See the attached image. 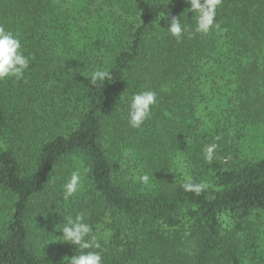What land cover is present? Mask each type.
I'll use <instances>...</instances> for the list:
<instances>
[{
    "label": "trees",
    "instance_id": "1",
    "mask_svg": "<svg viewBox=\"0 0 264 264\" xmlns=\"http://www.w3.org/2000/svg\"><path fill=\"white\" fill-rule=\"evenodd\" d=\"M108 2L0 0V25L31 58L23 79L0 80V264H70L89 251L62 238L78 213L103 264H264V153L243 156L264 117L252 95L264 63L242 60L248 49L264 59V0H222L218 29L180 41L167 21L194 23L186 0ZM95 70L110 78L93 85ZM144 90L157 103L132 128L128 105ZM178 154L207 182L200 195L181 187Z\"/></svg>",
    "mask_w": 264,
    "mask_h": 264
},
{
    "label": "clouds",
    "instance_id": "2",
    "mask_svg": "<svg viewBox=\"0 0 264 264\" xmlns=\"http://www.w3.org/2000/svg\"><path fill=\"white\" fill-rule=\"evenodd\" d=\"M190 6V12L194 13L193 24L182 22L181 16L172 15L167 21V31L178 41L188 36L193 38L197 33L208 34L213 28H219L216 22L217 8L222 0H186ZM22 45L17 34L6 30L0 25V80L24 78L25 71L29 68L31 58L21 51ZM110 78L107 70H95L91 73L90 80L93 85L98 81L103 82ZM157 103V93L153 90H144L131 96L128 105V123L132 128H140L151 117V109ZM218 145L213 143L203 149L204 159L211 163ZM141 183L147 184L149 175L139 177ZM81 187V174L79 170L71 173L70 179L63 185V199L65 201L73 197ZM181 187L187 192L200 195L208 187L207 182L195 183L186 177ZM62 238L65 242L77 245L81 250L70 259V264H103L102 246L97 235H93V228L84 221L83 213H78L74 219H68L63 223ZM96 249V250H90ZM100 250V251H97Z\"/></svg>",
    "mask_w": 264,
    "mask_h": 264
},
{
    "label": "rangeland",
    "instance_id": "3",
    "mask_svg": "<svg viewBox=\"0 0 264 264\" xmlns=\"http://www.w3.org/2000/svg\"><path fill=\"white\" fill-rule=\"evenodd\" d=\"M99 1L101 4H104L105 6H107L109 3L108 2L109 0H99ZM255 59L256 57L254 56V53L251 50L248 49L246 50V52L243 53L242 60L245 66L251 65L253 61H255L259 65L261 63H264V59L262 55L256 60ZM259 85L261 86L258 87L256 91L254 89L252 93L255 99L258 98L259 92H262V94L264 95V80L259 81L258 84H256V86ZM250 133L251 135L249 136V140L247 142V150L243 156L245 157L248 156L249 158H252L256 155L258 156L264 153V117L256 119V122L255 124H253L252 131ZM218 158L222 162H226V159H224L223 157L218 156ZM172 164H173V168L175 169L178 175L186 176V177L190 176L191 167L185 155L178 154L174 156L172 159Z\"/></svg>",
    "mask_w": 264,
    "mask_h": 264
}]
</instances>
